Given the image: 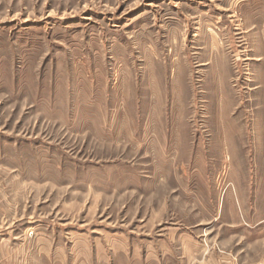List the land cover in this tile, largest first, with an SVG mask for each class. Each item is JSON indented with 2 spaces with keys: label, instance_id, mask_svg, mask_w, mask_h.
<instances>
[{
  "label": "rangeland",
  "instance_id": "1",
  "mask_svg": "<svg viewBox=\"0 0 264 264\" xmlns=\"http://www.w3.org/2000/svg\"><path fill=\"white\" fill-rule=\"evenodd\" d=\"M0 264H264V0H0Z\"/></svg>",
  "mask_w": 264,
  "mask_h": 264
}]
</instances>
